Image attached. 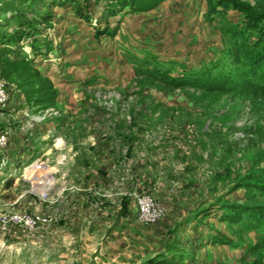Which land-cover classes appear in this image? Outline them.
<instances>
[{
	"label": "rangeland",
	"instance_id": "374dc122",
	"mask_svg": "<svg viewBox=\"0 0 264 264\" xmlns=\"http://www.w3.org/2000/svg\"><path fill=\"white\" fill-rule=\"evenodd\" d=\"M156 1L0 0V264H264V0Z\"/></svg>",
	"mask_w": 264,
	"mask_h": 264
},
{
	"label": "built area",
	"instance_id": "2783aa9c",
	"mask_svg": "<svg viewBox=\"0 0 264 264\" xmlns=\"http://www.w3.org/2000/svg\"><path fill=\"white\" fill-rule=\"evenodd\" d=\"M10 97L6 88L0 82V109H7L10 105ZM6 143V135H0V148ZM133 208L132 213L137 222L141 225H155L164 216V209L154 202L145 191L137 190L132 193ZM14 221L23 222L25 225L32 226L33 220L26 216H15Z\"/></svg>",
	"mask_w": 264,
	"mask_h": 264
},
{
	"label": "trees",
	"instance_id": "16d2710c",
	"mask_svg": "<svg viewBox=\"0 0 264 264\" xmlns=\"http://www.w3.org/2000/svg\"><path fill=\"white\" fill-rule=\"evenodd\" d=\"M160 1L162 2L164 0H157L156 2H160ZM141 10L146 11L145 9H141ZM234 46H235V51L237 53V58L235 62H237V64L242 63V65L249 67L251 69L250 74L255 75V73L258 71L257 69H259L264 64V54H260V53L250 54V48L242 42L239 36H235ZM185 79L190 80V77L187 76ZM201 86H204V84ZM240 207L241 206H236L235 209L232 210V213H236L239 209V211L237 212L238 216L241 215L239 219H242V216L248 215L250 219L253 221L252 223L254 225H257L256 227H258V224H262V222L264 221V206L263 205L251 206L249 204H245L242 206V208ZM228 220H231V219H228ZM252 232L254 231L252 230ZM173 248L174 247L169 248L168 251L173 252L174 251Z\"/></svg>",
	"mask_w": 264,
	"mask_h": 264
},
{
	"label": "crops",
	"instance_id": "0c3cea01",
	"mask_svg": "<svg viewBox=\"0 0 264 264\" xmlns=\"http://www.w3.org/2000/svg\"><path fill=\"white\" fill-rule=\"evenodd\" d=\"M126 9V8H125ZM124 9V10H125ZM110 177H107L106 179H104V184H106L107 186L109 185V187L111 186V185H113V181L111 180V178L109 179ZM98 182H99V185H100V182H101V180H99L98 179ZM100 187V186H99ZM167 212V211H166ZM164 215H165V211H164ZM164 218H165V216H163V218L158 222L159 224H163V220H164ZM155 224V225H152V226H150L151 227V230H150V232L149 233H152L151 235L152 236H155V234H153V232L155 231V229H157V230H160V231H158V235L157 236H160V234H161V232H162V229L164 228L163 227V225H161V226H157V225H159V224ZM155 227V228H154ZM147 229H148V227H146ZM168 231H169V229H168ZM165 232H166V230H164V232H162V233H164L165 234ZM155 233V232H154Z\"/></svg>",
	"mask_w": 264,
	"mask_h": 264
},
{
	"label": "bare ground",
	"instance_id": "6f19581e",
	"mask_svg": "<svg viewBox=\"0 0 264 264\" xmlns=\"http://www.w3.org/2000/svg\"><path fill=\"white\" fill-rule=\"evenodd\" d=\"M201 252H202V251H201ZM203 252H204V253H205V252H208V250H207V249H204ZM204 253H200V254H204Z\"/></svg>",
	"mask_w": 264,
	"mask_h": 264
}]
</instances>
